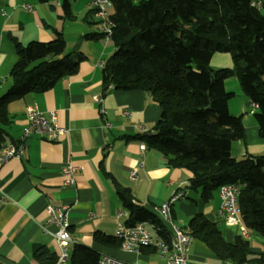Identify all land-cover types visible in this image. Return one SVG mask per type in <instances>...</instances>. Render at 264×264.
<instances>
[{
	"label": "crops",
	"instance_id": "1",
	"mask_svg": "<svg viewBox=\"0 0 264 264\" xmlns=\"http://www.w3.org/2000/svg\"><path fill=\"white\" fill-rule=\"evenodd\" d=\"M264 0H262L263 2ZM31 6V10L25 7ZM263 4V3H262ZM53 5V6H52ZM75 19L64 16L63 0H0V97L11 85L10 70L17 60L15 44L10 36L23 43L50 41L61 32L68 52H81L85 58L79 71L65 76L51 89L31 92L8 104L9 123L4 126V144H24L20 157L3 160L0 155V264H45L34 257L36 245L58 253L53 225L45 229L47 206L69 207L70 234L75 244L93 247L124 264H160L165 261L153 247L141 252L127 251L121 243L102 244L95 240L100 231L116 236L127 214L117 194L110 173L122 185L131 189L137 203L147 208L162 204L176 188H185L186 197L174 205V219L178 226L188 229V221L196 213H204L218 222L227 242L234 243L242 233L236 224H227L220 213V196L205 201L200 191L187 188L192 173L185 168L169 167L163 154L149 149L142 154L140 144L146 142L139 134L153 133L162 109L150 92L142 89L103 90L102 67L115 52L113 40L102 36L99 19L93 10V0H71ZM264 15V6L261 7ZM86 17V18H85ZM214 68L232 67L230 53H215ZM232 84V87H229ZM227 90L235 93L229 101L232 114L241 115L245 139L234 141L232 154L237 158L264 155V142L259 125L250 112L251 102L234 80H225ZM96 96L102 98L96 100ZM36 104L39 110L55 109L58 122L68 133L51 142L37 136L22 140L26 124V109ZM140 123L146 131L136 127ZM144 160V164L140 162ZM77 169L74 184H64L63 169ZM138 168V177L130 171ZM153 235L156 226L145 223ZM250 241L252 255L264 253V235L255 229L243 233ZM75 244H70V250ZM190 264H234L218 257L209 246L192 237L188 252ZM254 264V263H247Z\"/></svg>",
	"mask_w": 264,
	"mask_h": 264
},
{
	"label": "trees",
	"instance_id": "2",
	"mask_svg": "<svg viewBox=\"0 0 264 264\" xmlns=\"http://www.w3.org/2000/svg\"><path fill=\"white\" fill-rule=\"evenodd\" d=\"M111 2L116 50L102 67L104 92L110 84L150 92L162 109L161 116L153 133L138 137L149 149L161 152L169 167L188 169L192 175L187 188L200 191L205 201L221 185L238 183L242 223L264 235V155L237 158L232 154L233 142L245 139V126L241 115L230 112L229 101L235 93L225 87L226 79L237 77L249 101L258 104L254 116L264 142V1L261 6L253 0ZM63 10L66 18L75 19L71 0H63ZM92 12L96 13L94 7L86 17ZM10 38L17 60L9 73L11 85L0 97L2 143L9 123L8 104L53 88L60 79L78 72L85 58L81 52L66 50L61 32L50 41L23 43L16 36ZM218 52L230 53L233 66L214 68L211 60ZM106 174L128 213L125 223H152L161 237H167L161 220L134 200L131 189ZM187 231L223 260L264 264V253L253 256L250 241L242 233L234 243L227 242L218 222L204 213L189 219ZM94 238L102 244L121 243L117 236L100 231ZM34 257L55 264L58 253L36 245ZM100 257L93 247L75 244L70 264H99Z\"/></svg>",
	"mask_w": 264,
	"mask_h": 264
},
{
	"label": "built area",
	"instance_id": "3",
	"mask_svg": "<svg viewBox=\"0 0 264 264\" xmlns=\"http://www.w3.org/2000/svg\"><path fill=\"white\" fill-rule=\"evenodd\" d=\"M253 4L262 5V0H253ZM112 6L111 0H93V7L96 9V15L99 19V27L106 40H112L114 33V22L110 19V9ZM28 10H31L29 4H25ZM103 66V63H100ZM114 85L110 84L109 88ZM97 101H101L100 96H96ZM258 109V104L251 102L250 112L254 113ZM136 127L142 131L146 128L137 123ZM68 128L59 124L57 111L55 109L43 112L39 110L36 104L29 105L26 109V124L24 126L21 139L25 140L30 136L56 142L63 136L67 135ZM147 143L140 144V152L144 154L147 151ZM24 153V144H4L0 148V155L3 160L11 157H20ZM144 164V160L140 165ZM77 169L73 166H67L63 169L64 184H74V175ZM130 177L135 179L138 177V168L130 171ZM239 192L240 185L238 183H226L219 187L218 193L220 196V213L227 224H236L241 227L242 234L246 232V227L242 223L240 207H239ZM186 192L182 187L172 191L170 196L160 205L151 206L149 209L161 220L167 230V237L153 235L147 228L145 222H140L134 225L120 223L117 229L116 236L121 241V248L127 251L141 252L146 247H153L165 261L160 264H190L188 261V252L192 236L186 229L178 226L174 219V205L185 199ZM5 200V195L0 194V202ZM48 216L46 218L45 229L53 225L56 227L54 232L56 244L58 246V258L55 264H70L71 250L70 244L77 242L69 231V207L67 205H52L47 206ZM119 214H127L126 211H121ZM156 230L159 232L158 228ZM99 264H124L122 261L114 257L103 254L100 257ZM151 264V263H147Z\"/></svg>",
	"mask_w": 264,
	"mask_h": 264
},
{
	"label": "rangeland",
	"instance_id": "4",
	"mask_svg": "<svg viewBox=\"0 0 264 264\" xmlns=\"http://www.w3.org/2000/svg\"><path fill=\"white\" fill-rule=\"evenodd\" d=\"M229 79H230V80H234L235 85H236L237 87H239V89H241V85H240L239 80H238L237 77L232 76V77H230ZM229 87H232V84H229ZM241 90H242V89H241ZM227 91H229V90H227Z\"/></svg>",
	"mask_w": 264,
	"mask_h": 264
}]
</instances>
